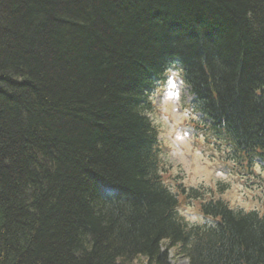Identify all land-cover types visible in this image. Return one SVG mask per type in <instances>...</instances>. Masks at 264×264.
Returning a JSON list of instances; mask_svg holds the SVG:
<instances>
[{
    "label": "trees",
    "instance_id": "trees-1",
    "mask_svg": "<svg viewBox=\"0 0 264 264\" xmlns=\"http://www.w3.org/2000/svg\"><path fill=\"white\" fill-rule=\"evenodd\" d=\"M172 67L264 160V0H0V264H168L173 247L264 264V217L175 210L149 117Z\"/></svg>",
    "mask_w": 264,
    "mask_h": 264
},
{
    "label": "rangeland",
    "instance_id": "rangeland-1",
    "mask_svg": "<svg viewBox=\"0 0 264 264\" xmlns=\"http://www.w3.org/2000/svg\"><path fill=\"white\" fill-rule=\"evenodd\" d=\"M181 86L179 73L169 72L166 81L156 88L158 93L152 95L154 110L150 116L161 141L165 170L163 180L177 194L180 203L179 215L190 225H200L204 220L199 212L201 202L189 200L182 195L179 190L182 186L187 189L200 187L210 190L213 199H220L234 209L256 210L264 214V167L256 166L254 170L258 177L243 179V186L234 184V164L210 160L216 156L212 155L210 148L202 146L204 138L189 132L192 129L189 126L192 115L188 107L191 98L186 93V88L179 93ZM218 183L224 185V191L218 188ZM168 264H187V259L180 253L179 247L169 249Z\"/></svg>",
    "mask_w": 264,
    "mask_h": 264
}]
</instances>
